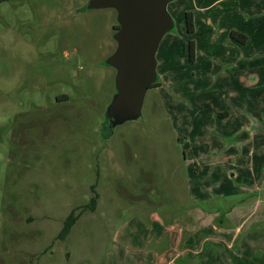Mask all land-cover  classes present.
I'll return each instance as SVG.
<instances>
[{"label":"rangeland","instance_id":"374dc122","mask_svg":"<svg viewBox=\"0 0 264 264\" xmlns=\"http://www.w3.org/2000/svg\"><path fill=\"white\" fill-rule=\"evenodd\" d=\"M88 2L0 0V264H264V31L191 60L173 0L160 86L108 134L116 12ZM217 8L264 29L261 0Z\"/></svg>","mask_w":264,"mask_h":264},{"label":"water","instance_id":"95a60500","mask_svg":"<svg viewBox=\"0 0 264 264\" xmlns=\"http://www.w3.org/2000/svg\"><path fill=\"white\" fill-rule=\"evenodd\" d=\"M173 0H89L86 10L113 9L118 29L114 52L104 61L115 70V93L105 111L107 129L138 120L144 97L157 80L156 54L174 28L167 6Z\"/></svg>","mask_w":264,"mask_h":264},{"label":"crops","instance_id":"0c3cea01","mask_svg":"<svg viewBox=\"0 0 264 264\" xmlns=\"http://www.w3.org/2000/svg\"><path fill=\"white\" fill-rule=\"evenodd\" d=\"M223 1L225 0H209V2L208 0H190L189 8L186 10V13L189 12L191 14L193 32L188 33L186 30V34L192 39L191 41L194 45L198 43L195 38L198 35L202 36V40L213 44L215 41L223 38H226V40H233V36L240 40L247 41L250 39V32L264 31V29L257 28V26L249 27L245 25L246 23L240 24L239 22L236 23L231 21L230 18L235 17L234 15L231 16L228 11H226L227 9L217 8ZM261 5L264 6V0H261ZM262 11L263 14H261V17L264 18V9H262ZM232 20L234 19L232 18ZM150 240L155 244L160 243V245H162L164 243L163 240L155 236H152ZM153 257L154 259L151 260L150 264L164 263V259L160 253L154 254ZM180 264H191V260L181 261Z\"/></svg>","mask_w":264,"mask_h":264},{"label":"trees","instance_id":"16d2710c","mask_svg":"<svg viewBox=\"0 0 264 264\" xmlns=\"http://www.w3.org/2000/svg\"><path fill=\"white\" fill-rule=\"evenodd\" d=\"M185 19H186L185 23H186L187 32L188 33L193 32L192 17H191V14L189 12H187L185 14ZM114 29L117 30L118 29V25H115ZM189 56H190V59L193 60V57H194V46H193L192 42L189 44ZM159 86H160V84H159L158 80H156V82L150 88H157ZM92 202L94 204V201H92ZM74 221H75V218H72V217L68 218V220L65 222L64 227H63V229H62V231H61V233L59 235L60 239H64L68 235V233H69Z\"/></svg>","mask_w":264,"mask_h":264},{"label":"flooded vegetation","instance_id":"af4514ba","mask_svg":"<svg viewBox=\"0 0 264 264\" xmlns=\"http://www.w3.org/2000/svg\"><path fill=\"white\" fill-rule=\"evenodd\" d=\"M103 128H105V129H107V122H106V120H105V122H104V127ZM108 131V129L106 130V132ZM108 134L110 133L109 131L107 132ZM107 134V135H108Z\"/></svg>","mask_w":264,"mask_h":264}]
</instances>
